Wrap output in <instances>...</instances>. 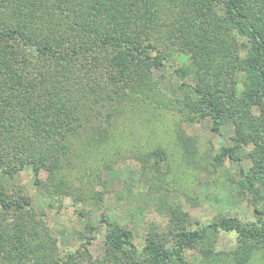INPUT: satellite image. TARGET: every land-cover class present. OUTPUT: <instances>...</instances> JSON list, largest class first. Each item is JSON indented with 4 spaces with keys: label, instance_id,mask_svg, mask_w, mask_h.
Returning a JSON list of instances; mask_svg holds the SVG:
<instances>
[{
    "label": "rangeland",
    "instance_id": "obj_1",
    "mask_svg": "<svg viewBox=\"0 0 264 264\" xmlns=\"http://www.w3.org/2000/svg\"><path fill=\"white\" fill-rule=\"evenodd\" d=\"M167 3L161 10L162 23L182 9H193L192 2ZM260 3L264 10V0ZM207 25L208 19L198 14L191 28L204 33ZM170 27H164V35ZM225 29L217 36L221 42L224 36L229 38ZM227 50L229 67L201 54L199 63L207 61L202 68L189 53L165 51L163 63L151 69L155 94L136 88L108 97L97 90L79 98L76 111L81 123L65 139L69 149L61 154L53 177L64 183L56 191L35 186L30 165L12 177L0 175L2 188L8 192L19 188L30 201L33 218L46 228V238L39 236L46 239V250L24 264H124L106 246L109 223L131 231L135 257L145 264L142 250L150 239H168L165 244L171 248L174 232H200L221 217L237 223L244 233L207 229L205 238L183 249L185 264H241V254L248 257L243 264H264V238L256 235L264 230V187L258 180L253 187H241L256 171V162H264V95L243 93L248 79L239 65L245 54L235 53L232 46ZM178 68L186 69V75L179 76ZM197 71L207 72L225 109V122L217 131L210 118L187 119L175 102L177 106L162 102L191 96ZM97 130L101 142L95 139ZM227 147L234 149L235 157L218 162L215 157ZM41 177L44 180L46 173ZM165 198L181 213L168 214L162 208ZM23 216L29 218L28 211Z\"/></svg>",
    "mask_w": 264,
    "mask_h": 264
},
{
    "label": "trees",
    "instance_id": "obj_2",
    "mask_svg": "<svg viewBox=\"0 0 264 264\" xmlns=\"http://www.w3.org/2000/svg\"><path fill=\"white\" fill-rule=\"evenodd\" d=\"M164 1L0 0L1 178L12 177L30 165L34 185L46 192L56 191L64 183L55 182L53 177L60 169L61 154L69 149L65 139L81 123L76 111L79 98L97 90L108 97L136 88L158 93L151 69L163 63L165 51L189 53L199 68L214 58L229 67L227 47L232 46L235 53L245 54L239 65L248 79V90L243 93L264 95V10L260 0H177L192 2L193 9H182L162 23V7H168L166 2L172 0ZM216 4H221L217 11ZM198 14L209 21L204 33L191 28ZM204 22L198 26L204 28ZM167 24L171 27L165 36L162 31ZM225 28L229 38L224 36L221 42L217 36ZM201 54L212 56L199 63ZM176 70L179 76L186 75V69ZM197 72L192 97L162 102L177 104L184 118H210L212 129L217 131L225 122V109L207 72ZM96 133L95 139L101 142L100 130ZM225 157H235L232 147L215 159L221 162ZM42 172L46 173L44 180ZM256 180L264 187V162H256V171L241 187H253ZM2 187L0 184V213L7 219L0 215V264H24L31 255L46 250V239L39 237L45 236L46 228L33 218L28 210L30 201L19 188L8 192ZM165 203L161 206L168 214L181 213L166 198ZM25 211L30 219L23 216ZM108 225V251L124 264H141L135 257L131 231L115 223ZM211 227L245 231L224 217L212 221L207 229ZM207 229L174 232L171 248L165 244L168 239H150L142 250L143 262L185 264L183 249L205 238ZM256 235L264 238V230ZM247 258L241 254L238 260L243 264Z\"/></svg>",
    "mask_w": 264,
    "mask_h": 264
}]
</instances>
